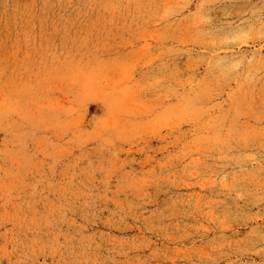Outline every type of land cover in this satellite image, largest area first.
<instances>
[{
	"label": "rangeland",
	"instance_id": "374dc122",
	"mask_svg": "<svg viewBox=\"0 0 264 264\" xmlns=\"http://www.w3.org/2000/svg\"><path fill=\"white\" fill-rule=\"evenodd\" d=\"M0 264H264V0H0Z\"/></svg>",
	"mask_w": 264,
	"mask_h": 264
}]
</instances>
